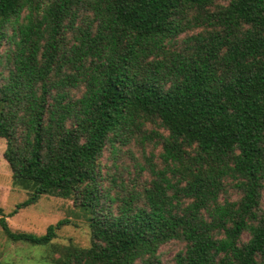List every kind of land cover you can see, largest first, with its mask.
Returning <instances> with one entry per match:
<instances>
[{
  "label": "trees",
  "instance_id": "trees-1",
  "mask_svg": "<svg viewBox=\"0 0 264 264\" xmlns=\"http://www.w3.org/2000/svg\"><path fill=\"white\" fill-rule=\"evenodd\" d=\"M0 137L50 264H264V0H0Z\"/></svg>",
  "mask_w": 264,
  "mask_h": 264
},
{
  "label": "rangeland",
  "instance_id": "rangeland-1",
  "mask_svg": "<svg viewBox=\"0 0 264 264\" xmlns=\"http://www.w3.org/2000/svg\"><path fill=\"white\" fill-rule=\"evenodd\" d=\"M6 140L0 137V206L9 213L16 205L28 197V191L13 185L12 170L4 157ZM133 150L137 147L133 145ZM72 199L56 196H43L36 204L21 209L7 221L14 231H27L37 234L46 232L50 224L68 218L71 224L59 231L58 241L75 242L82 246L90 244V227ZM247 237V236H246ZM181 244L171 242L161 248L165 261H172ZM50 251L46 246H33L28 243L11 241L0 222V264H50Z\"/></svg>",
  "mask_w": 264,
  "mask_h": 264
}]
</instances>
